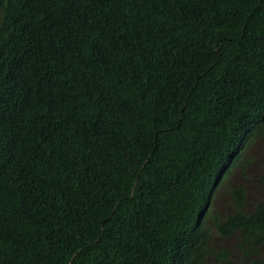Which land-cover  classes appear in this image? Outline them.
I'll list each match as a JSON object with an SVG mask.
<instances>
[{
  "label": "trees",
  "instance_id": "trees-1",
  "mask_svg": "<svg viewBox=\"0 0 264 264\" xmlns=\"http://www.w3.org/2000/svg\"><path fill=\"white\" fill-rule=\"evenodd\" d=\"M261 138L264 0H0V264H264Z\"/></svg>",
  "mask_w": 264,
  "mask_h": 264
},
{
  "label": "rangeland",
  "instance_id": "rangeland-1",
  "mask_svg": "<svg viewBox=\"0 0 264 264\" xmlns=\"http://www.w3.org/2000/svg\"><path fill=\"white\" fill-rule=\"evenodd\" d=\"M264 147V139L261 138L250 148V152L252 153V157H254V162L249 165V169L251 170L247 175L251 179H257L259 176L264 174V155L262 154V148ZM258 161L259 163H256ZM244 184L249 186V189L251 191V194L253 197H257L259 195V192L257 188L255 187V181L250 180L249 183L247 180H240ZM218 241V240H217Z\"/></svg>",
  "mask_w": 264,
  "mask_h": 264
},
{
  "label": "clouds",
  "instance_id": "clouds-1",
  "mask_svg": "<svg viewBox=\"0 0 264 264\" xmlns=\"http://www.w3.org/2000/svg\"><path fill=\"white\" fill-rule=\"evenodd\" d=\"M237 175H240L241 177H238ZM237 175H235L234 177V179H233V185H243V186H247V187H249L248 185H246V184H244L243 182H241L240 180H247V182L249 183V181L250 180H255V179H251V178H249V176L248 175H244V174H242V173H238ZM262 176V175H261ZM260 177V176H259ZM258 177V178H259ZM233 178V177H232ZM257 178V179H258ZM232 180V179H231ZM250 190V189H249ZM248 197H249V199L250 200H254V199H261V198H264V188L261 190L260 189V191H259V195L257 196V197H253V195L251 194V191H249V195H248ZM231 200V198L230 197H228V195L224 192V193H222L220 196H219V203H220V205H221V207H223V206H225V203L227 202V201H230ZM221 207H220V209H219V211L221 210ZM211 233H212V239H213V241H215V244L218 246V248L219 247H221V248H223V247H229V241H222V239L217 235V232L216 231H214L212 228H211ZM218 240V241H217ZM222 241V242H221Z\"/></svg>",
  "mask_w": 264,
  "mask_h": 264
}]
</instances>
